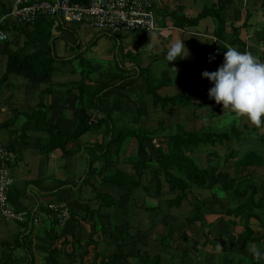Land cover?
Segmentation results:
<instances>
[{
	"label": "crops",
	"instance_id": "obj_1",
	"mask_svg": "<svg viewBox=\"0 0 264 264\" xmlns=\"http://www.w3.org/2000/svg\"><path fill=\"white\" fill-rule=\"evenodd\" d=\"M12 2L13 0H1L0 6V9H5L0 10V29L8 35L5 41H0V77L4 68L5 59L2 50L5 46L12 50L22 49L23 54L30 57L38 55L44 48L50 47L53 54L58 59H62V62L55 63L56 68L49 78L28 74L0 83V139L15 149L14 160L9 165L12 177L9 190L10 202L17 207L30 210L31 214L37 218L36 222L31 223L30 221L9 220L0 216V262L26 264L32 259L34 264H46V252L42 250L41 245H48L54 239L57 249L54 264H71L72 260L66 252L69 253L72 250V245L68 242L66 246H63L62 242L65 239L72 240L69 234L72 233L75 239L90 241L91 244L86 248L88 253L84 256L83 263L92 264L94 255L92 251L96 248L94 245L97 244V240H103V236H100V230L91 224L100 219L101 223L105 225L104 235L114 237L115 241L112 240L111 243L116 247L113 251L120 253L117 264H139L134 258V249L140 246L144 251L142 247L148 243V228L145 230L135 229L130 220L134 218L136 222H140L144 216L142 213H138V210L144 211L148 206L145 205L144 198H140L139 202L134 205L132 197L134 191H136L135 193L143 192L146 184L153 183L149 182V176L144 174L142 177H146L145 179L140 178L137 173H133V177L135 175L137 177L138 186L134 187L128 195L122 196L121 194L125 191L116 187L104 186L105 188L95 189V178L83 177L88 168L87 157L81 151L83 146L79 148L76 143L73 145L65 158L64 172L59 173L61 166L57 155H54L55 160L49 165L41 154V140L45 133L38 129L36 123H31L27 127L25 142H21L19 139L22 133L21 125L25 120L24 115L34 112L37 104L41 101L51 105L50 115L56 126L64 132L72 128L80 110L76 105V95L73 93L70 83L79 81L82 77L81 73L85 71L89 76L88 83L93 85V88H97V85L104 81L109 84L120 81L123 83L119 86L123 93L120 95L119 101L121 110L117 109L115 103L113 104L115 89L106 90L101 96L103 107L115 109L114 116L117 121H122L121 117L133 116V110L137 107L141 112L147 114L146 118H141L139 124L145 130L157 135H173L182 128L199 131L201 128L207 127L221 131L228 129L232 124L238 127L246 124L253 130L245 140L241 141L237 156L240 157L247 148L264 153V142L259 141L260 137L264 136V127L258 129L251 126L246 120L234 119L232 114L223 113L222 105H217L213 99H209L208 91L213 84L202 76L204 71L213 72L222 65L223 53L226 51L223 47L225 44L242 52L249 51L264 62V0H152L158 27L152 32L130 30L106 33L89 25L51 18L53 21L50 29L51 35L43 43L27 40L26 34L34 30V24L19 22L11 13ZM214 5L224 9L225 25L222 32L217 33V21L210 15L202 17L194 25L183 23L182 17L194 18L204 8ZM176 40H183L188 55L186 58L179 59L178 57L176 61L168 63L165 59L168 48ZM84 53L86 54L83 56ZM116 58H118V62ZM149 73L154 75L153 79L149 76L153 82H159L161 77L167 82L157 89V93L161 97L173 96L184 90L187 82H191L188 91L194 104L189 106L169 104L164 108L160 103L154 105L152 95L145 94L144 80ZM138 88L140 90L142 88L141 94L137 92ZM15 113L22 114L16 123L11 127L1 126ZM131 118L134 119V117ZM84 140L82 139V141ZM135 149L134 147L131 154L135 153ZM123 153L124 151H121V154ZM112 167L123 168L124 163L120 161L118 165L116 163ZM82 184L86 185L82 187ZM111 190L118 193L113 194L115 205L111 208H104L98 217L90 215L89 219V212L85 216L86 206L91 210L98 207L96 192L112 194ZM153 190H155V185ZM165 190L172 194L165 198V201L175 196V193L169 191L167 187ZM213 191L216 190L192 188L187 198L182 200L178 207L169 208L172 210V208L181 207L185 210L184 204L187 203L188 198L192 199L190 196L206 199L211 197ZM162 192H164L163 189ZM218 196L221 195L218 193ZM219 198L222 202H226L222 196ZM61 203L68 207V217L63 220L48 207L49 204ZM209 203L218 205L208 201L207 207L213 206ZM153 206L156 204L149 205L150 208ZM213 211L215 210L213 209ZM172 212L170 215H165V220L173 218L174 213ZM214 213L205 215L206 225L195 222L183 227L169 228L170 230L173 228V231L179 229V234H182L185 233L184 230L187 232L192 227L186 234L189 240L192 238L194 240L187 242L184 239L183 242H179L181 247L178 243L176 249L167 245V240H165L167 246L161 248L163 252H155L150 255L158 254L162 258L164 257L169 260L167 264H219V255L213 252V245L207 247L208 244L204 245L203 242L208 231L213 235L212 240L216 241L223 226L227 225L229 216L226 213L228 218L225 221L223 216L221 226L218 228L217 218L210 222L206 220L207 215ZM82 217H85L86 221H83ZM114 226L119 232L114 231ZM226 227L224 231L227 229L232 238L231 243L239 244L236 239L243 227L239 224L234 227L238 233L234 229L229 232L228 225ZM237 227L242 229L239 230ZM254 231V236L264 232L262 230L257 233L255 228ZM178 232L174 233L178 234ZM126 233L132 236L130 242H133L134 247L129 241H116L117 237ZM175 234L171 235V240L174 239ZM17 235L21 240L23 239V244H20L19 247H12L11 244L14 243ZM154 237L149 239L152 243ZM155 238L157 239L153 246L159 248L158 237ZM3 243L9 244L10 247L4 246ZM224 247L228 249L225 245ZM83 249L84 246H82ZM172 250L176 252L175 255L172 254ZM246 252L250 257L251 253L248 249ZM110 253L107 252V254ZM90 257L92 260L87 262V258ZM78 262L79 260L77 264ZM238 263H241L240 259L237 263L232 262L231 264Z\"/></svg>",
	"mask_w": 264,
	"mask_h": 264
},
{
	"label": "trees",
	"instance_id": "obj_2",
	"mask_svg": "<svg viewBox=\"0 0 264 264\" xmlns=\"http://www.w3.org/2000/svg\"><path fill=\"white\" fill-rule=\"evenodd\" d=\"M206 15L212 16L217 21V33L222 32L225 25V14L223 7L220 6L206 7L196 17L189 19L182 17V21L194 25ZM51 18L54 17L47 18L48 20L45 18L35 20L33 22L34 30L26 34L27 40L45 42L51 35L50 29L53 25ZM2 53L5 61L0 77L1 84L11 78H20L28 74H37L49 78L56 68L55 63L62 62V59H58L53 54L50 47L44 48L42 52L32 57L23 54L22 49L12 50L8 46L4 47ZM88 82L89 76L84 73L79 81L70 83L72 91L76 95V105L80 110L77 121L70 130L64 132L56 126L50 115L51 105L41 101L37 104L34 112L24 115L25 120L21 125L20 141L25 142L27 127L31 123H36L38 129L45 133L41 140V154L49 165L55 160L54 155H57L61 166L59 173L64 172L65 158L73 145L76 143L79 148L83 146L81 151L87 157L88 162L85 177L95 178V189L97 185H100L124 190L125 193L121 194L122 196L130 194L132 189L138 186L133 173H137L140 178L147 174L149 182H153L155 185L157 196L161 195L164 185L169 191L174 192L175 196L165 201L167 207H178L181 201L187 198L192 188L216 190L212 192L210 198L199 199L192 196V208L186 217L187 224L200 222L201 225H206L205 215L214 212L212 208L206 206V203L208 201L215 202L220 207H226V213L229 216L227 220L229 232L238 224L243 227L236 240L243 239L245 243L255 245L264 253V233L254 236L255 231L251 224L252 220H257L259 227L264 228V178L255 182L257 175L252 174L253 170L255 171L258 167H264V153L253 148H247L240 157L237 156L241 141L250 135L253 128L246 124L239 127L232 124L228 129L221 131L207 127L201 128L199 131L182 128L173 135H157L145 130L139 124L141 118H146L147 114L141 112L137 107L133 110L134 119L124 122H118L113 116L114 108L103 107L101 96L106 90L112 88L115 89L113 104L115 103L117 109L121 110L119 103L120 95H123L119 89V86L123 84L121 81L112 84L104 81L98 84L97 88H93V85ZM164 83L167 82L162 77L156 83L149 76L145 78V94L152 95L154 105L160 103L161 107L164 108L169 104L180 106L194 104L188 91L191 82H187L186 88L175 95L161 97L157 93V89ZM21 115L15 113L1 126L11 127ZM82 139L85 140L82 141ZM259 141L264 142V136H261ZM218 144L226 146L227 151L223 156L215 150H209ZM133 145L136 148L135 153L128 155V149ZM9 147L15 151L12 145ZM121 151L124 153L121 154ZM204 151L207 157L206 165H202L199 157L195 155L196 152ZM120 157L122 159H119ZM195 157L199 163L196 162ZM222 158L224 162L219 163ZM120 161L124 163L123 168L112 167L113 163H120ZM230 161H234L232 167L225 165L226 162ZM218 193L226 199L225 203L220 200L219 197L221 196H218ZM96 197L100 199L97 209L91 210L88 206L85 207V216L89 212V219L91 218L90 215L98 217L102 209L111 208L115 205V197L109 192L98 191ZM8 198L10 200L9 193ZM154 209L158 208L155 207ZM222 219L223 216L217 219L218 228L221 226ZM82 220L86 221V218L82 217ZM91 225L95 226V224ZM103 229V225H100L98 230L102 231ZM69 234L72 240L65 239L62 245L66 246L68 242L72 245V250L69 253L66 252L72 260L71 264H77L78 260V264H86L83 263V258L88 253L86 248L91 244L90 241H80L75 239L74 234ZM211 235L210 231L206 232L204 245L211 241ZM165 236V233L160 236L159 248L167 246L164 240ZM22 240L17 235L11 246L19 247L20 244H23ZM53 240L48 245H41L42 250L46 252V264L48 262L54 264L57 249ZM117 240H121V237H117ZM214 242L219 243L221 241L217 239ZM3 245L10 247L7 243H3ZM82 246H84L83 250ZM94 247L98 250L94 252L92 264H117L120 253L112 251L107 254L106 249L100 247L99 243L95 244ZM134 258L139 264H162L160 255L145 253L140 246L134 249ZM247 260L248 263L245 264H264V260L257 262L252 256L248 257ZM222 261L229 263L227 257H223ZM33 262L31 259L26 264H34ZM0 264L19 263L1 261Z\"/></svg>",
	"mask_w": 264,
	"mask_h": 264
},
{
	"label": "built area",
	"instance_id": "obj_3",
	"mask_svg": "<svg viewBox=\"0 0 264 264\" xmlns=\"http://www.w3.org/2000/svg\"><path fill=\"white\" fill-rule=\"evenodd\" d=\"M11 13L23 24L54 17L66 22L89 25L106 33L158 29L152 0H13ZM8 35L0 29V41ZM15 151L0 139V216L18 222H36L31 211L13 205L8 193L12 184L9 170ZM49 209L63 220L68 217L66 204H49Z\"/></svg>",
	"mask_w": 264,
	"mask_h": 264
},
{
	"label": "rangeland",
	"instance_id": "obj_4",
	"mask_svg": "<svg viewBox=\"0 0 264 264\" xmlns=\"http://www.w3.org/2000/svg\"><path fill=\"white\" fill-rule=\"evenodd\" d=\"M85 54L86 53H84L83 56ZM116 61L118 62V58H116ZM85 70H87V69H85ZM84 73L87 74L86 71H85V72L81 73V76ZM148 76H150L151 79L154 78V75L153 74H150L149 73ZM148 76H146L145 78H147ZM137 92L141 94L142 93V88H141V90L138 88L137 89ZM131 99L134 100V98H132V97H131ZM113 116H114V113H113ZM131 117H134V116H131ZM131 117H121L122 122L127 121L128 119H132ZM134 146L135 145H133L130 149H128V152H127L128 155L131 154ZM209 150H215V151H217L222 156L227 151L226 146L224 144H218L216 147L210 148ZM195 155L199 157V161H200V163L202 165H206L207 164V161H206L207 160V157H206L205 151L204 152H196ZM119 159H122V157H120ZM195 159H196V162L199 163V161L197 160L196 157H195ZM223 162H224L223 161V158L220 159L219 163H223ZM233 163H234V161H230V162H226L225 165H227L228 167H232V164ZM115 164L116 163H114L112 166H115ZM118 164L119 163H117V165ZM253 172H252V174H256L257 175L256 178H255V182H259L261 179L264 178V167H258L255 171L253 170ZM85 175L86 174L84 173L83 177ZM134 177L137 178L136 175ZM142 178H145L146 179V177H142ZM145 181L147 182V180H145ZM85 185L86 184H82L81 186L84 187ZM142 185H143V183H142ZM146 185H147V187H146ZM146 185L144 186L146 188L143 190V192L140 191V193H138V192L135 193L136 191H134L133 197H132V199L134 201V205H135V203L139 202V199L140 198H144L145 205L147 204L148 208L147 209H144V211L143 210L142 211L141 210H138V213H142V215L144 217L141 218L140 222H136V219L134 220V218L130 220L131 225L135 229L136 228L137 229L139 228L141 230H145L146 228H148V232H147V234H149V237L147 238L148 239L147 240L148 243L146 242L147 245L142 247L144 249V252L145 253H149V254H152V253H155V252H163V250H161V248H157V247L155 248V246H153V245L155 243L154 241H156V239H157L155 237H158L159 236L158 237V240H159L160 236L162 234H164V233L166 234L164 240H167L166 244L167 245H171V248L172 249H176V245H178L179 242H183L184 239L187 242L193 241L194 238H192V240H189L188 237H187V234H186L187 232L188 233L190 232V230L192 229V227L190 228V230H187V232H186V230H184L185 233H182V234H179L180 233V232H178L179 229L178 230H175V231H173V228H172V230L169 229L171 227H178V226L179 227H183V226L187 225L188 222L186 220V217L188 216V213L191 211V208H192V205H191L192 202H191V200L192 199L190 200L188 198L187 203L184 204V209L185 210H183L181 207L178 208V209H173L172 208V210H171L169 207H167V205L165 203V198H167L170 195H172L171 193L166 192L165 189H166L167 186L164 185V188H163L164 192H162V194L160 196H157L156 193H155V190H153L154 183H149V184H146ZM139 187L141 188L142 186H139ZM97 188H100L101 189V188H105V187L104 186H100V185L98 186L97 185ZM111 191H112V194H115V195L118 194L114 190H111ZM192 196H190V197H192ZM99 201H100V199L97 197L96 198L97 205L99 204ZM150 204L151 205H155L156 204V206H153L152 208H150L149 207ZM209 204H212L213 205V206L210 205L209 207H212L215 210L214 211L215 213L213 215H207V219L206 220L208 222H210V221H212L213 219H216V218L218 219V217H220V216H224V221H225V219L228 218L227 215H226V207L225 206L224 207H220V206H218L216 204H213V203H209ZM143 206H144V203H143ZM154 207H157L158 209H153ZM171 212L174 213L173 218L171 220H168V219L165 220V215H170ZM152 213H155V214L153 215ZM96 214H97V212H96ZM96 214H94V215H96ZM97 220L99 222L98 221H95L94 224H95L96 229L98 230L100 224L103 225V223H101V220L100 219H97ZM133 221H134V223H133ZM251 222H252L251 223L252 226L257 230V233H259L260 231L264 230V228L259 227V222L257 220H252ZM180 225H182V226H180ZM103 226L105 228V225H103ZM226 226H227L226 224L223 226L222 231H224V229L227 228ZM186 228H188V227L186 226ZM126 229H128V228H126ZM233 229H234V227H233ZM237 229L241 230L242 228L241 227H237ZM114 231L119 232V230L116 229V226H114ZM222 231H221V234H219L216 237V238L220 239L221 242L215 243L214 240L212 241V239H213V235H212L210 237L211 241L207 245V247H209V245L210 246L213 245V247H214V249H213L214 251L213 252L215 254L219 255L218 256L219 257V261H218L219 264H231L232 262L237 263L238 262V259H240V261H241L240 264L248 263L247 258L249 257L248 256L249 254L247 252L245 253V251H247V249L249 248V246H251V244H247L244 241H240L239 242L237 240H236V242L239 243V244H237V245L236 244H233V243H231V239L232 238L228 234L227 229L224 232H222ZM105 232H106L105 229H103L102 231H99V233L101 234V236H103V240H97L98 241L97 243L100 244V247H104L106 249V251L110 253L113 250H115V247H116V246L112 245V243H111V242H113L112 240H114V237L113 238L110 237V236L107 237L106 235H104ZM174 232H178V234H175ZM235 232L238 233L236 230H235ZM262 233H264V232H262ZM173 234H175L174 235L175 237H173L174 239L171 240V235H173ZM152 236H155L154 239H153V243L149 240L150 238H152ZM177 236H179V238H176ZM121 237H122L121 240H124V241L126 240L127 242L129 241V243L131 245H133V242H130L131 241V238H132V236L130 234H127V233L125 235L122 234ZM116 241H117V239H116ZM170 241H171V243H170ZM224 245L226 247H228V249H226L224 247ZM134 246L135 245H133V247ZM179 247H181L180 243H179ZM136 248H138V246ZM97 250H98V248H94V250L92 252L94 253ZM167 250L170 251V249H167ZM172 254L175 255L176 252L174 250H172ZM244 256L246 257L245 259H244ZM223 257H227L229 263L226 262L227 260L223 262L222 261L223 260ZM90 259H91V257L90 258H87V262L90 261ZM92 259H93V257H92ZM168 262H169V260H166L164 257L162 258V264H167Z\"/></svg>",
	"mask_w": 264,
	"mask_h": 264
},
{
	"label": "clouds",
	"instance_id": "obj_5",
	"mask_svg": "<svg viewBox=\"0 0 264 264\" xmlns=\"http://www.w3.org/2000/svg\"><path fill=\"white\" fill-rule=\"evenodd\" d=\"M223 47L226 51L222 65L216 71L202 73L213 84L208 91L209 99L222 105L223 113L232 114L234 119L246 120L258 129L264 127V62L249 51H239L229 44ZM187 55L183 40H176L165 59L169 63ZM248 251L255 261L264 260V253L255 245L249 246Z\"/></svg>",
	"mask_w": 264,
	"mask_h": 264
}]
</instances>
